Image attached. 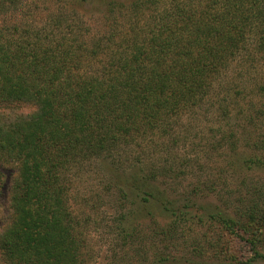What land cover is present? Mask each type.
Wrapping results in <instances>:
<instances>
[{"label": "trees", "instance_id": "16d2710c", "mask_svg": "<svg viewBox=\"0 0 264 264\" xmlns=\"http://www.w3.org/2000/svg\"><path fill=\"white\" fill-rule=\"evenodd\" d=\"M27 1L0 0V163L17 166L0 264H98L93 217L74 197L77 175L93 163L105 165L108 189L113 183L122 203L111 231L121 253L111 264H179L166 249L177 250L202 223L216 236L204 235V245L195 240L194 256L213 251L220 264H240L232 246L243 240L253 253L242 264L263 260L260 179L235 207L228 199L212 209L200 203L217 192L215 184L180 195L174 187L205 170L178 145L187 137L186 116L222 85L224 118L242 108L213 150L225 144V172L241 186L264 173V73L256 67L264 61V0H136L120 5L128 14L122 33L97 37L64 13L23 25L17 16ZM251 73L253 84L246 82ZM236 80L242 87H229ZM18 105L35 109L20 113Z\"/></svg>", "mask_w": 264, "mask_h": 264}, {"label": "rangeland", "instance_id": "374dc122", "mask_svg": "<svg viewBox=\"0 0 264 264\" xmlns=\"http://www.w3.org/2000/svg\"><path fill=\"white\" fill-rule=\"evenodd\" d=\"M135 1L136 0H28L24 5V9L22 8L23 10L20 11L17 17L23 25L41 26L46 23L49 18L64 13L78 23L86 24L90 29L89 33L93 37H97L104 36L110 31H123V28L125 27L122 25L124 24L122 19L128 14L120 5L123 4L128 7ZM112 2L115 4L111 5ZM4 17L6 18V16ZM1 19L2 25L5 26L4 19ZM115 19L121 21L119 26L115 23L113 24ZM11 21L13 20H10V22ZM113 25L115 27H112ZM91 35L87 36V38L91 39ZM256 67L261 69L260 71L264 73V71H262L264 70V61H259V63L256 64ZM247 72L248 70L246 73ZM246 76L249 77L246 82H251L250 84H253L252 82L255 81L254 75L251 73L248 75L246 74ZM241 84H243L241 80H236L229 87L237 88L239 85L241 86ZM225 90H227V88H225L224 85L219 86L214 92L216 94H214L215 98L213 101L197 108L192 114L186 116L183 127L188 128L187 137L183 140L185 143L180 142L178 145V151L180 154L191 156L193 160H199L205 170L202 172L198 171L197 175H192V173L189 172L190 174L188 178L185 180L183 179L181 182L179 181L178 183L181 184L178 186L176 185L177 188L174 187L179 192L177 194L180 195L187 191H191L193 188H197L199 184L203 185L207 183L209 187H212V185L215 184L216 186L214 189H216L217 192L212 194L210 198L200 200L201 204L211 209L213 206L224 207L223 202L225 199H228L230 205L235 207V200L238 199L240 195H244L246 190L251 191L252 185L255 181H259L260 179V182L264 183V173L258 172L260 173L259 177L256 176L255 178V176H251L253 177H250L251 181H248L246 185L241 186L240 179L230 177L225 172V169L227 168L224 152L225 144H217L219 145L218 149L213 150L214 142L219 140L223 133L228 131L231 127L236 126L240 115L239 109L242 108L240 105L236 110H233V113H231L232 119L226 120L224 118L221 114V106H225ZM252 94L248 91L246 96H251ZM243 96L244 94H242V97ZM252 97L253 104L259 103L260 97L257 94ZM252 102L248 98L247 102H243L242 105L243 107H247L248 105H251ZM17 108V112L20 113L31 112L35 109L33 106L27 105H18ZM248 129L250 132L253 131L251 128ZM257 132L260 133L258 136H262L261 130H257ZM253 135L256 134L254 133ZM245 139L246 138L244 137L242 140L244 141ZM245 141L242 145L245 144ZM0 168V171L2 170V173L4 174V177L2 175L0 176L1 232L11 221V208L8 196L9 185L10 179H13V176L17 174V166L14 164L0 163ZM209 169L213 172L210 173L211 171ZM261 170L262 169H257L256 171ZM2 177L6 180L5 182H2ZM109 183L110 175L105 165L103 163H93L91 167L86 168L84 171L82 170V172L77 175L74 186V197L79 199L78 202L80 204H83V206H81L83 211L93 217L94 226L89 240L91 245H94L96 249L98 264H111L109 260H111L115 254L121 253L117 250L119 247L118 242L117 244L115 243L116 245L114 244V239H116V237H114V234L111 232L114 228L113 226H116L121 215L119 211V203H121V200L119 193L113 188V183L108 189ZM161 188H166L164 182L163 185L161 184ZM83 198L87 199V201L91 200V203L86 202ZM95 203L97 205L96 208L94 207ZM81 207H79V211ZM143 227H145V231L147 230L150 233L151 229L149 224H144ZM182 229L184 230V233L188 230L187 228ZM206 234L208 235L206 236L207 238L216 236V233H213V231L208 229L207 224L204 225L202 223L201 225L194 227L191 233L186 232V234H184V238L180 243L181 245L177 250L168 248L165 252H172L174 257L182 259L179 264H189V259L191 257H194V261L200 262L205 260L207 264V261H210L213 264H220L222 258L218 255L214 256L213 251L205 252L204 259L197 255L194 256L193 249L196 251V249L193 248L194 241L201 239L202 245H204L207 239L206 237L204 238V235ZM225 239L226 238L224 237L222 243L224 249ZM232 253L237 257L236 260L242 264V262L245 263L248 257L252 256L253 252L250 250V247L246 246L245 241L237 240L232 246ZM201 264L205 263L202 262ZM251 264H264V259Z\"/></svg>", "mask_w": 264, "mask_h": 264}]
</instances>
